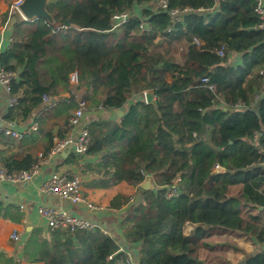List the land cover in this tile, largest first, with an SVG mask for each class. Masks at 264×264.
<instances>
[{
    "label": "trees",
    "instance_id": "1",
    "mask_svg": "<svg viewBox=\"0 0 264 264\" xmlns=\"http://www.w3.org/2000/svg\"><path fill=\"white\" fill-rule=\"evenodd\" d=\"M154 1L50 0L46 9L53 23L0 13V25L11 23L0 66L14 73L11 95L17 97L4 106L6 121H25L38 109L69 118L79 98L111 110L124 107L130 94L151 90L154 95L151 102L130 103L119 122L85 124L86 154L99 156L88 165L97 183L137 187L119 218L126 247L98 227L54 229L50 240L38 241L32 232L22 259L219 264L217 258L223 264L221 248L234 244L221 235L236 233L257 246L237 264H264V97L258 101L264 89V30L254 11L257 0H167L166 9L152 6ZM172 9H178L175 16ZM117 12L130 17L115 26ZM164 42L168 47L160 52L158 43ZM222 46L226 51L219 56ZM230 52L241 54V65L228 62ZM74 71L78 83L72 87ZM44 95L50 97L46 103ZM34 161L26 156L3 165L28 169ZM216 164L224 171L214 172ZM177 175V194L168 195ZM146 177L153 188L141 187ZM122 201L116 195L111 205ZM187 225L192 228L185 233ZM211 237L218 242L211 243ZM129 247H137L135 257ZM1 256L0 264H20L21 259Z\"/></svg>",
    "mask_w": 264,
    "mask_h": 264
},
{
    "label": "crops",
    "instance_id": "2",
    "mask_svg": "<svg viewBox=\"0 0 264 264\" xmlns=\"http://www.w3.org/2000/svg\"><path fill=\"white\" fill-rule=\"evenodd\" d=\"M8 2L10 1L0 0L1 14L7 12ZM152 4V6L155 5L156 7L155 1ZM9 21L7 20L4 24L0 25V51L8 47L11 40V23H8ZM228 62L234 66L241 65V54L230 52L228 54ZM71 85L72 87L74 86V84ZM60 92L62 96H68L69 94L68 91H64L63 89H60ZM141 95V92L130 94L124 107L118 108L122 111L121 114L117 112L118 109H104L92 105L90 101H87L88 104L83 116V123L88 124L93 120L119 122L124 116L128 105L140 99ZM4 109V99L2 98L0 104L1 164L8 163L9 161H19L26 156L37 160V154L49 148L50 134L52 142L54 137H59L58 133L63 132L64 129H66L65 134L71 130L69 124L65 126L68 118L66 114L54 116L50 112V109L46 111L38 109L34 110L25 121L19 120V122H14V127L18 130L26 129L21 138H15L6 135L3 131V128L8 126V121L3 118ZM72 111L73 109L70 110V113ZM33 121H37V128L35 130L27 128ZM98 158L99 156L88 155L86 153L80 155L74 154L68 150L45 162H41L36 175L27 182H0V260L3 259L1 254H4L21 259L20 264H44L43 261L29 262L24 258L22 259L23 247L32 232L36 235L38 241L50 240L51 229L46 225L44 218L37 211L40 205L55 206L67 210L71 214L97 221L105 229L103 232L113 237L121 249L126 247V240L123 230L119 225V218L130 203V200L136 198L137 187L127 185L124 181L107 187L98 184V176L88 169V165H95ZM54 171H67L72 175H79L81 177L82 194L88 200L104 204L110 209L103 213L89 212L84 205L73 204L67 199L43 191L41 189L42 182ZM213 171L222 172L224 168L220 166L217 169L213 168ZM116 195L123 196L124 201L118 206H113L111 205V200ZM186 227L189 230L192 228L190 225ZM14 230L20 236V240L17 242L13 241L10 237V234ZM248 243L247 245H250ZM128 251L132 257H135L137 247H129Z\"/></svg>",
    "mask_w": 264,
    "mask_h": 264
},
{
    "label": "built area",
    "instance_id": "3",
    "mask_svg": "<svg viewBox=\"0 0 264 264\" xmlns=\"http://www.w3.org/2000/svg\"><path fill=\"white\" fill-rule=\"evenodd\" d=\"M23 0H14L7 7L8 18L15 14L19 15L21 18L25 19L20 11V5ZM156 7L166 9L167 0H155ZM254 11L259 18V27L264 30V1L257 0V4L254 7ZM171 16H175L178 13V9H172L169 11ZM130 17L129 12H117L112 15L113 24L115 26L122 24L127 21ZM145 26V24L140 25ZM167 30H170L167 28ZM193 42L199 44L200 41L197 38L193 39ZM226 51L225 47H220L216 50L219 56H224ZM14 73L7 71L0 66V104L2 98L4 99V106H12L17 102V97L11 95V80ZM69 81L71 84L76 85L78 83L77 72L74 71L70 73ZM202 82H207L206 77L201 78ZM146 90L142 91L141 98L145 100ZM43 103L50 100L48 95L42 97ZM87 100L84 98H79L77 100V106L73 109L71 115L68 118L71 130L63 137H54L52 145L46 151H41L37 154V160H35L28 169H18V170H8L3 164L0 163V182H27L36 175L41 162H45L55 156L60 155L62 152H67L70 150L74 154H85L88 145L90 143V133L88 128L83 123V116L87 109ZM101 107V106H99ZM29 129L37 128V121H33L27 127ZM6 135L21 138L25 133V130H18L14 127V122H8V126L3 128ZM254 138H256L257 133L253 131ZM220 166L216 164L214 169ZM181 179L177 175L172 179V183L168 186V195H176V183ZM41 189L45 192H49L60 198L69 200L73 204H81L89 212H99L103 213L108 211L110 208L101 203H94L88 200L81 191V177L79 175H72L67 171H54L52 172L41 184ZM40 216H42L46 222V225L51 229H63L68 232H75L80 230H89L92 228H100L102 231L105 229L97 221L84 218L80 215L71 214L69 211L55 207V206H45L40 205L37 208ZM13 241L17 242L20 240V236L17 231H13L10 234Z\"/></svg>",
    "mask_w": 264,
    "mask_h": 264
},
{
    "label": "rangeland",
    "instance_id": "4",
    "mask_svg": "<svg viewBox=\"0 0 264 264\" xmlns=\"http://www.w3.org/2000/svg\"><path fill=\"white\" fill-rule=\"evenodd\" d=\"M9 1L10 2H8V5L14 0H9ZM8 5H7V7H8ZM154 7H155V5H154ZM165 47H168L165 42L164 43H158L157 49L160 52H162ZM173 52H174L173 56L176 57L179 55L177 52H175V51H173ZM81 91H83V89L77 90L76 93L79 95ZM188 230H189V228H187L185 226V228H184L185 233ZM221 236H226L229 239V241H231L230 244H234L233 245L234 247L233 246H227L226 248H221V255L219 257L224 261L223 264H226V263L237 264L241 259H243L245 257L246 253H251L257 249L256 244L247 236L237 235L236 233L235 234H229V235H221ZM243 238H246V239H243ZM210 240H211V243L218 242V238H216V237L215 238L211 237ZM248 242L250 243L251 246L247 245ZM215 262L220 264L222 261H218L217 258H215Z\"/></svg>",
    "mask_w": 264,
    "mask_h": 264
},
{
    "label": "water",
    "instance_id": "5",
    "mask_svg": "<svg viewBox=\"0 0 264 264\" xmlns=\"http://www.w3.org/2000/svg\"><path fill=\"white\" fill-rule=\"evenodd\" d=\"M49 1L50 0H23L19 8L26 20L44 18L49 23H53L54 22L53 18L46 9V5ZM263 97H264V89L261 92L258 98V101ZM145 100L146 102H151L154 100V95L151 90L146 91ZM117 112L121 114L122 111L118 109ZM140 185L143 188H153L154 187L150 177H147ZM260 208H264V206L263 207L261 206Z\"/></svg>",
    "mask_w": 264,
    "mask_h": 264
}]
</instances>
